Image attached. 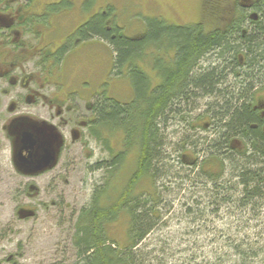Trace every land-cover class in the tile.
Masks as SVG:
<instances>
[{"label": "trees", "instance_id": "16d2710c", "mask_svg": "<svg viewBox=\"0 0 264 264\" xmlns=\"http://www.w3.org/2000/svg\"><path fill=\"white\" fill-rule=\"evenodd\" d=\"M105 20L96 17L82 28L83 35L109 41L115 54L111 69L130 81L132 98L103 100L96 107L91 135L112 156L92 169L106 171L107 187L129 154L136 152L137 161L112 203L101 202L106 188L102 187L81 210L74 236L80 259L76 264H143L144 243L173 209L164 200L169 191L167 171H173L172 150L178 164L189 166L179 191L203 180L211 187L205 196L210 208L233 204L237 210L253 212L264 206V142L251 129L256 115L249 107L254 83L264 80V24L244 36L237 25L236 31L223 35L200 25H168L155 17L135 27L137 36L127 33L125 38L121 36L125 28L108 31ZM240 53L245 54L244 68L238 63ZM148 64L154 76L144 68ZM210 119L215 139L205 134L210 132L205 131ZM172 124L179 126L172 133L178 137L176 144L167 139H172L168 132ZM106 133L111 138L123 136L121 150H114ZM240 134L251 154L230 148L231 138ZM210 208H201L198 214L205 215ZM185 212L190 216L195 211L187 207ZM254 215L258 219L259 214ZM122 216L127 218L124 244L110 236ZM236 243L233 250L241 264H264L262 247H251L248 239Z\"/></svg>", "mask_w": 264, "mask_h": 264}, {"label": "rangeland", "instance_id": "374dc122", "mask_svg": "<svg viewBox=\"0 0 264 264\" xmlns=\"http://www.w3.org/2000/svg\"><path fill=\"white\" fill-rule=\"evenodd\" d=\"M107 1L112 2L117 11L118 25L129 28H125L126 34L134 37L139 31V27L135 28L137 25L143 27L147 19L155 17L161 18L168 25H186L203 19L206 29H215L214 27H222L233 14L229 8L221 15L217 11L216 15L210 17L205 10V0H83L81 3H87L92 8L94 3ZM225 4L228 2L222 5ZM143 30L142 28L141 31ZM99 47L102 63L100 61L97 67L94 66V85L101 84L109 76L111 63L108 64L107 61H113L109 50L103 44H99ZM86 61L85 66L88 67ZM73 62L76 64L75 67L72 66L74 70L82 68L77 57ZM149 64L144 68L154 76ZM95 76L98 77L97 81ZM112 84L111 94L119 101L125 102L132 98L129 80L117 77ZM84 111L86 113L85 109ZM178 130V124H172L168 130L172 139H167L175 144L179 140L172 133H177ZM82 131L85 132L83 139L82 135L81 138L74 139L69 134L67 151L50 172L37 178L34 190L19 187L17 179L0 184V264L80 262L78 249L74 244L77 219L81 210L91 204L95 191L107 184L106 171H93L92 168L112 156L101 142L87 135L86 129ZM104 135L111 138L109 133ZM122 140L120 133L111 138L110 145L116 152L121 150ZM171 153L170 166H173V171H167L169 178L166 186L169 191H166L164 200L170 201L173 209L164 217V223L144 243L141 251L143 264H241L242 260L235 255L233 248L236 242L246 239L250 242L248 245L252 244L251 247L264 249V206L254 210L255 213L237 210L233 204L219 209L210 208L205 196L207 192H211V187L207 182L203 183V180L183 185L179 191L189 166L184 159V166L178 164L177 154L174 150ZM187 153L193 158L190 152ZM136 161V152L126 157L122 170L110 179L105 188L101 199L104 205L112 203L122 192ZM196 200L204 204L196 205ZM206 206L210 209L205 215H199L198 211ZM17 207L28 209L33 214L21 220ZM187 207L194 209L193 215L189 216L185 212ZM254 214H259L258 219ZM126 231L127 218L122 216L114 223L110 236L124 244Z\"/></svg>", "mask_w": 264, "mask_h": 264}, {"label": "flooded vegetation", "instance_id": "af4514ba", "mask_svg": "<svg viewBox=\"0 0 264 264\" xmlns=\"http://www.w3.org/2000/svg\"><path fill=\"white\" fill-rule=\"evenodd\" d=\"M205 1L208 16L217 11L221 15L229 8L232 16L215 29H206L203 19L186 25H200L209 33L223 35L236 31L237 25L244 36L264 24V0ZM81 2L0 0V184L17 179L19 187L34 190L37 178L50 172L67 151L69 134L74 139L82 135L83 139L82 130L86 129L92 137L96 107L103 100L117 99L111 94V85L118 77L111 69L113 61H107L111 63L108 80L104 78L101 84L94 85L92 77L95 67L102 63L99 44L109 50L113 60L114 51L107 39L85 37L82 28L99 15L105 16L108 31L127 27L118 25L112 2L94 3L92 8ZM222 2L228 4L223 6ZM121 36L129 38L124 31ZM75 57L82 68L89 70H74ZM238 63L246 67L245 54L240 53ZM249 107L256 115L251 129L264 142V80L254 83ZM205 128L210 131L205 133L207 136L217 138L211 132V119ZM243 137L233 136L229 146L251 154V146L247 147ZM16 210L21 220L33 214L25 208Z\"/></svg>", "mask_w": 264, "mask_h": 264}]
</instances>
